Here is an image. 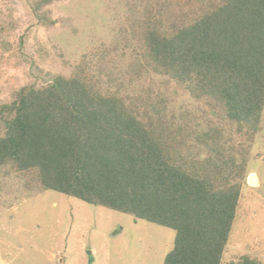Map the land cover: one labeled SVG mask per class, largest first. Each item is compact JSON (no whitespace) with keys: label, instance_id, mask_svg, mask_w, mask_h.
<instances>
[{"label":"trees","instance_id":"obj_1","mask_svg":"<svg viewBox=\"0 0 264 264\" xmlns=\"http://www.w3.org/2000/svg\"><path fill=\"white\" fill-rule=\"evenodd\" d=\"M56 1L30 0L42 25L55 24L45 8ZM167 1L174 10L191 6ZM203 1L190 18L183 10L170 17L162 0L131 13L143 50L135 66L139 74L152 70L176 80L197 99L210 98L239 132L254 135L264 110V0ZM117 50L95 51L71 76L23 87L0 106V167L34 172L46 190L175 231L163 264H262L248 256L222 262L245 163L212 147L209 133L197 139L212 155L184 156L189 135L167 120L163 98L113 89L109 60Z\"/></svg>","mask_w":264,"mask_h":264},{"label":"rangeland","instance_id":"obj_2","mask_svg":"<svg viewBox=\"0 0 264 264\" xmlns=\"http://www.w3.org/2000/svg\"><path fill=\"white\" fill-rule=\"evenodd\" d=\"M154 1L59 0L45 8L55 20L45 26L30 0H0V106L12 102L21 88H43L57 75L69 77L84 57L118 45L109 60L117 79L113 89L125 97L163 98L167 120L189 135L184 156L203 160L212 155L197 139L209 133L212 147L236 165L245 163L222 262L248 256L264 264V110L259 130L241 133L210 98L197 99L184 85L152 70L139 74L135 65L143 50L130 29L131 13L142 14ZM162 2L173 12L170 17L183 10L190 18L205 5L187 0L191 6L174 10L172 3ZM0 127L4 130L1 121ZM252 176L257 184L249 182ZM175 234L134 215L46 190L34 172L0 167V264H163Z\"/></svg>","mask_w":264,"mask_h":264},{"label":"water","instance_id":"obj_3","mask_svg":"<svg viewBox=\"0 0 264 264\" xmlns=\"http://www.w3.org/2000/svg\"><path fill=\"white\" fill-rule=\"evenodd\" d=\"M249 182H250L251 184H257L258 179L256 178V176H252V177H250Z\"/></svg>","mask_w":264,"mask_h":264}]
</instances>
